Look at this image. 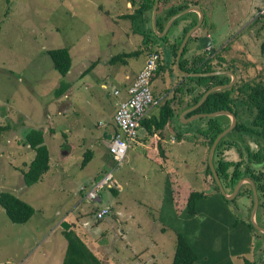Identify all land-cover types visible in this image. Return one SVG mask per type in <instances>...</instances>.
Wrapping results in <instances>:
<instances>
[{"label": "rangeland", "instance_id": "1", "mask_svg": "<svg viewBox=\"0 0 264 264\" xmlns=\"http://www.w3.org/2000/svg\"><path fill=\"white\" fill-rule=\"evenodd\" d=\"M128 2L0 0V126H9L0 135V192L15 194L34 209V215L27 223L17 225L10 222L0 207V264H62L67 242L61 221L67 223L89 249H95L99 258L108 260L106 255H116L119 253L116 250L131 256L141 249L137 260L147 259V263L152 264L157 260L156 254L163 252L170 256L172 263L177 243L173 227L180 229L183 218L180 212H176V221L163 211L162 215L159 213L166 195L165 203H171L169 186L172 188L173 185L166 181L177 177L175 183L181 184L183 179V189L186 193L190 191L189 194L214 191L212 177L206 172L209 150L206 142L196 134V129L204 125L202 121L190 123L193 128L189 130V137L195 140V148L188 143L179 146L180 160H177L173 175L167 173L168 165L161 168L148 158L151 155L148 150L150 137L143 129L140 131L139 128L120 166H116L103 142L102 133L111 130L118 100L113 91L125 83L119 78L123 73L137 71L145 56L152 52L158 53L161 60L163 58L161 41L155 39L153 46L145 48L143 37L133 33L131 21L121 18L134 14L141 0H135V5L127 8ZM263 6L264 0L200 1L206 20L205 33L212 34V47L219 50L229 43L227 58H235L238 66L241 61L254 64L245 78H264V59L259 56V45L264 40V18H257ZM147 17L150 18L149 12ZM150 25L149 20L148 29ZM140 27L137 23L136 28ZM176 36L172 32L170 39L174 40ZM56 48H66L71 55V70L66 77L54 70L46 54V50ZM139 49L141 53L126 59L125 65L108 63L112 56ZM200 52L192 44L187 56ZM93 64V69L84 74ZM153 81L151 89L158 85L155 95L167 92L170 82L167 72L155 75ZM62 82L70 86V91L65 92L68 99L63 98L65 93L58 99L53 95ZM59 110L63 114H58ZM31 128H43L46 132L50 171L38 183L26 186L22 172L28 170L35 153L23 144V138ZM66 141L73 151L63 156ZM152 145L158 156V146ZM250 146L256 148L253 144ZM88 149L92 151V158L81 168L83 154ZM182 156L186 164L181 161ZM223 158L234 162L240 160L233 148L224 150ZM106 172H112L113 188H121L119 196L105 188L98 192L100 201L85 203L83 200L81 213L74 211L80 194H84L78 187L90 177ZM50 174L54 180H48ZM185 178L191 181L190 186ZM185 196V192L179 196L181 208L187 201ZM215 202H221L219 196ZM250 202L248 196H240L236 207L228 205L226 209L232 210L235 216L251 218ZM102 207H109L111 211L98 222L94 212ZM116 208L121 210L123 217H114ZM129 213H135V218L130 219ZM124 229L129 238H121ZM256 242L260 243L258 247ZM125 244L130 246L125 247ZM152 252L155 257L151 256ZM163 254L159 260L164 264L168 258ZM245 258L253 264H264V237L255 236L252 251ZM234 264H245L244 258L237 257Z\"/></svg>", "mask_w": 264, "mask_h": 264}, {"label": "trees", "instance_id": "2", "mask_svg": "<svg viewBox=\"0 0 264 264\" xmlns=\"http://www.w3.org/2000/svg\"><path fill=\"white\" fill-rule=\"evenodd\" d=\"M128 1L132 6L135 5V0ZM171 1L159 0L156 15V30L158 33L163 31L167 21L172 16L190 7L189 3L183 1L176 5H172ZM154 2L155 0H141L134 14L121 17L131 21L134 25L132 26L133 33H138L143 37L142 43L145 48L149 49L153 46L155 39L163 44L162 60L158 53H150L159 56L151 85L155 75L167 72L170 82L166 94L171 95L163 97L152 110V114L142 120L141 127L150 135L163 130L175 118L177 113L196 105L211 87L226 85L231 81L228 74L184 77L177 72L175 65L180 44L189 30L196 25L198 18L195 13H187L176 19L167 33L163 37H159L153 32L151 25L149 29L146 26L148 21H151ZM193 5L197 6L196 3H193ZM148 12L150 18L147 17ZM258 17L264 18L263 15H257ZM137 23L140 24V28H136ZM205 26L206 20L204 19L200 28L205 29ZM173 28H180V33L176 39L171 40L170 34ZM200 37L202 36H198V34L189 37L179 59V69L188 74L226 71L235 76L236 82L228 89L211 93L198 109L187 113L185 118H190L196 114H211L219 111H228L235 117V127L219 141L215 148L213 165L223 189L228 194L233 192L240 180L249 178L253 181L258 197L256 222L264 228V78L262 76L245 78L244 75L254 67V64L249 61H241L240 66H238L235 58H227L230 51L229 43L219 50L213 47L204 50L202 49V43L199 41ZM192 44L195 45L197 51L201 52L200 54L194 53L193 56L189 57L187 55ZM140 53L141 50L139 49L130 53L115 55L109 59L108 63L111 65L117 63L125 65L126 59L136 57ZM46 54L51 59L54 70L61 77H66L72 65L69 50L66 48L49 49L46 50ZM259 56L264 59V40L259 45ZM93 66L95 65L89 66L84 74L93 69ZM69 88L68 84L62 82L54 90L53 95L58 99ZM157 97L159 96L156 95L155 98L158 99ZM197 121L204 122L203 126L196 129V134L206 142L208 150H210L216 137L230 124V118L225 115L198 118L193 122ZM112 126L116 130L114 120ZM191 128L193 126L189 127L188 131ZM7 129H9V126H0V135ZM23 144L35 153L33 160L28 165V170L22 172L24 184L32 186L41 181L43 175L49 170V150L44 142L43 128H31L26 131ZM250 144H253L256 148L253 149ZM231 148L238 152L240 160L234 162L223 158L224 150ZM91 158L92 151L88 149L83 154L81 168L86 167ZM206 172L212 177L214 191L209 194L202 191H194L189 194L186 204L180 212L183 225L180 226V229L173 227L177 243L172 264H198L200 262L205 264H234L232 259L237 257L244 258L245 264H253L245 256L252 251L255 236L264 237V234L254 228L249 216L242 217L243 215L240 214L235 216L232 210L226 209L228 205L235 206L238 197L246 195L251 201L248 207L251 211L253 207L251 186L249 184L242 185L237 197L229 201L220 193L208 163ZM112 188H110L112 192H116ZM217 196L221 200L219 203L215 202ZM0 207L4 210L10 222L17 225L27 223L34 215V209L28 203L10 192H0ZM96 212L97 210L94 214ZM199 218L202 220H199ZM101 220L96 219V221ZM62 233L67 242L62 264H103L87 245L73 234L71 229L62 231ZM259 244V242H256V247Z\"/></svg>", "mask_w": 264, "mask_h": 264}, {"label": "crops", "instance_id": "3", "mask_svg": "<svg viewBox=\"0 0 264 264\" xmlns=\"http://www.w3.org/2000/svg\"><path fill=\"white\" fill-rule=\"evenodd\" d=\"M175 1H177V3L175 2ZM175 1H171V4L173 5L174 3H176V4H179L180 2L178 1V0H175ZM186 1V0H185ZM188 2H189V6L192 8V7H197L199 10H202L201 9V7H200V1H202V0H187ZM194 2H196V4H197V6H194L193 5V3ZM128 4H130L129 2H128ZM175 5V4H174ZM129 7H131V4L130 5H127V8H129ZM190 13V12H189ZM192 13H195L196 15H197V18L199 17L198 16V14L196 13V12H192ZM203 13V12H202ZM187 14V13H186ZM157 15V14H156ZM203 20H204V14H203ZM151 25H152V13H151ZM152 27V26H151ZM169 30V29H168ZM175 30V31H174ZM205 30H206V28L205 29H201L200 27L198 28V30H196L193 34H198V36H207V37H209L210 39L212 38V34L211 33H209V34H206L205 33ZM172 32H174V33H176L177 34V36L176 37H178V35H179V33H180V28H173L172 29ZM171 32V33H172ZM211 47H212V40H211ZM145 60V59H144ZM143 63H144V61L142 62V64H141V66H140V68L137 70V71H135V72H131V73H123L122 74V76L119 78V79H123L124 81H125V83L121 86V88H119L118 90L121 92V97L120 98H118V100H117V102L119 101V100H121L122 98L124 99L125 98V95H124V90H125V88L130 84V82L134 79V77L137 75V73L141 70V68H142V65H143ZM152 83H154V81L152 82ZM158 85H153V89H152V92H153V95L154 96H156L155 94L157 93V90L158 89H156V87H157ZM102 87L103 88H105L106 87V85H104V84H102ZM116 90V89H115ZM70 91V89L68 90V92ZM171 94H166V93H164L163 95H160L159 97H157L158 99H156L155 97V99L157 100V101H160V100H162V98L164 97L165 98V96H167V97H169ZM63 98H65V99H68V97H67V94L65 93L64 95H63ZM117 102H115V110H114V115H115V112H116V103ZM64 103H66V102H64ZM67 110V109H66ZM186 110H183V111H181V112H179V113H177L176 114V116H175V118L170 122V123H168L164 128H163V130H161V131H159V132H157V133H154L153 135H150L143 127H140V131H141V129H143L145 132H146V135H148L149 137H150V139H149V143H150V145H149V147H148V150L150 151V153H151V155L148 157L149 159H151V160H153L154 162H156L157 164H158V166H160L161 168H163L162 166H165L166 168H167V165H168V167H169V170H168V174L169 173H175L176 172V170H175V168L177 169V165H178V162H177V160H178V158H179V156H178V153H177V151L180 149L179 148V146L180 145H184L185 143H188V144H190V145H192V147L193 148H195V140H191L190 139V137H189V134H190V132L188 131V129H189V127H190V123L191 122H193V121H195L196 119H194V118H185V115L187 114V113H189V112H185ZM66 112V111H65ZM152 112L153 111H151V113H150V115L152 114ZM58 114H63V111L62 112H60V110L58 111ZM114 115H113V117H114ZM114 119V118H113ZM102 127H105V125L104 124H102ZM113 130H114V128H113V126H111V130L110 131H104L103 133H102V138H103V142L105 143V144H107L108 145V142L106 141V138H104L103 137V134L104 133H107V134H110L111 135V133L113 132ZM186 131V132H185ZM45 130L43 129V136L45 135ZM68 133H70V132H68ZM191 135V134H190ZM180 136V137H179ZM194 139V138H193ZM65 140H67V138L65 139ZM167 140L169 141V144H167ZM84 141V140H83ZM44 142H45V144H46V141H45V136H44ZM65 144H66V150L64 151V152H62V155L63 156H66V155H68V154H70V152L71 151H73V147L71 146V144H68L67 143V141L65 142ZM152 144H155L156 146H158L157 148H159V154H158V156H157V150L156 149H154L153 148V145ZM46 146H47V144H46ZM62 147H64V145L62 144ZM49 150V149H48ZM49 155H50V151H49ZM184 156V155H183ZM182 156V159H181V161H184L185 162V164H186V161H185V159H184V157ZM147 157V156H146ZM180 160V159H179ZM178 160V161H179ZM49 161H50V157H49ZM176 162H177V164H176ZM49 168H50V166H49ZM49 171L50 170H48V173H46V175L47 174H49ZM172 174V175H173ZM55 175V173L53 174V176ZM53 176H52V174H50L48 177H49V179L48 180H50V178H52V180H54V178H53ZM102 175H101V173L99 174V175H96V176H93V177H90L88 180H87V182L86 183H83V184H81L79 187H78V191L80 192V190H81V188L82 189H88V188H90L93 184H94V182H96V181H98L99 179H100V177H101ZM177 180V177H174L173 179H171V180H169V181H166V182H168V184H172L173 185V187L171 188L170 186H169V189H170V191H169V193H170V201H171V203L170 202H168V203H165V199L167 200V195L165 196V198H163V201H164V203H162V205L160 206V208H159V213H160V215H162L163 214V212L166 214V215H171V218L173 219V220H175L176 221V218H175V215H176V212L177 213H179V212H181V210L184 208V206H185V203L183 204V207L181 208L180 206H179V204H181L180 203V201H179V196L180 195H182L184 192H185V194H186V196H185V200H186V198L189 196V193L188 192H190V191H188L187 193H186V191H185V189H183V185H184V183H183V179L180 181L181 182V184H178V183H175V181ZM186 182H189L187 185H189L190 186V184H191V181H188V179L187 178H185L184 179ZM108 189H110V188H108ZM112 189H115L116 190V192H112V190H111V192H112V195H116V196H119V191H121V188L120 189H116V188H112ZM183 190V191H182ZM194 192V191H193ZM81 193V192H80ZM154 193V192H153ZM163 197V196H162ZM99 199H101V198H99ZM98 201H100V200H98ZM85 202V201H84ZM84 202H83V198H82V195L80 194V199H79V201L77 202V204L76 205H74V207H73V209H74V211H78V212H80L81 213V210H82V208H81V206H82V204H84ZM86 203V202H85ZM119 206H120V204H119ZM164 206H166V210L164 209ZM120 207H122V206H120ZM167 207H169V208H167ZM104 208H106V209H109V211H111V208H109V207H102V208H96V210H99V209H104ZM72 209V210H73ZM163 211V212H162ZM116 212L117 213H115L114 212V217H115V215L116 216H121V217H123V215H122V212H121V210L120 209H118V208H116ZM135 216V213H129V217H130V219L133 217V218H135L134 217ZM177 220H178V218H177ZM98 222H101V221H98ZM126 224L127 223H129L128 221H124ZM61 223H63V221H61L60 222V225H61ZM173 223V221L171 222V224ZM84 224H86V223H84ZM101 224V223H100ZM70 229H71V227H70ZM129 231V230H128ZM128 233H127V230L126 229H124V230H121V238L122 239H125V238H129L128 237ZM113 236V235H112ZM113 238H115V236H113ZM132 238H134V237H132ZM93 241V240H92ZM134 246H138L137 245V243L136 244H134V243H132ZM130 245L129 244H125V247H129ZM91 250V249H90ZM94 254L96 253L95 252V249L94 250H91ZM97 251V250H96ZM116 251H118L119 253H117L116 255H114V254H110L109 256L108 255H106V257L108 258V260H105L103 257H98L96 254V256L99 258V260L103 263V264H148L147 263V259L146 260H137L136 258L138 257V256H140V254L138 253V252H140V253H142V250L141 249H139V251H137V253H135L134 255H129V256H127V255H124L123 254V251L122 250H116ZM162 254H163V252H158L156 255H157V260L155 261V262H153L152 264H163V261H161V260H159L161 257H162ZM164 255V257H167L168 258V260H166V262L164 263V264H172L171 263V261H170V259H169V257L170 256H168V255H166L165 253L163 254ZM141 256H142V254H141ZM151 256L152 257H155V252L153 253H151ZM137 260V261H136ZM232 262L234 263L235 262V258L234 259H232ZM198 264H205V263H202V262H200V263H198Z\"/></svg>", "mask_w": 264, "mask_h": 264}, {"label": "built area", "instance_id": "4", "mask_svg": "<svg viewBox=\"0 0 264 264\" xmlns=\"http://www.w3.org/2000/svg\"><path fill=\"white\" fill-rule=\"evenodd\" d=\"M258 15L264 16V6L258 12ZM159 56L150 54L137 73L134 79L124 90L125 98L116 103V112L114 115V125L116 130L111 133V139L108 141V152L116 166H120L126 157L131 143L137 137V132L141 127L142 120L147 117L154 107L161 101H157L151 90V79L157 67ZM113 96L120 98L119 90L113 91ZM112 172H108L88 188L80 191L84 192L83 199L86 202H97L98 192L104 188H112ZM109 210H97L95 217L97 220L103 219Z\"/></svg>", "mask_w": 264, "mask_h": 264}, {"label": "water", "instance_id": "5", "mask_svg": "<svg viewBox=\"0 0 264 264\" xmlns=\"http://www.w3.org/2000/svg\"><path fill=\"white\" fill-rule=\"evenodd\" d=\"M158 3H159V0H155L154 5H153V10H152V29L160 37H163L167 33V31L170 28L171 24L176 19H178L179 17L185 15L186 13L196 12L198 14V16H199V19H198V22L196 23V25L189 30V32L185 35L184 39L182 40V42L180 44V47H179V50H178V53H177V56H176V65H175V68H176L177 72L179 74H181L182 76H184V77H200V76H206L207 77V76H214V75H221V74H228L231 77V81L228 84L214 86V87H211L210 89H208L204 93V95L200 98L199 102L196 105L190 107L189 109H187L185 111V112H192V111H195L196 109H198L203 104L205 99L211 93L219 91V90H223V89H228L231 86H233L235 84V82H236V78H235V76L232 73L226 72V71H224V72L207 73V74H188V73H185L182 70H180L179 66H178L179 59H180V57H181V55L183 53V50H184V48H185V46L187 44V41H188L189 37H191L193 35V33L196 30H198V28L201 26V24L203 22V13L197 7H193V8L189 7L188 9L183 10L180 13L175 14L174 16H172L167 21L163 31L161 33H158L157 30H156V14H157ZM199 41L202 43V48L204 50L209 49V47L211 46V39L209 37H207V36L200 37ZM219 115L228 116L230 118V124L223 132H221L216 137V139L214 140V142H213V144H212V146H211V148L209 150L208 165H209V168L211 170L212 176H213V178L215 180L216 185L219 188L220 193L229 201H231L235 197V195L239 191L240 187L244 184V182H247L251 186L252 194H253V207H252V211H251L250 221H251V224L254 226V228L256 230H258L260 233L264 234V228L260 227L254 220L255 219L254 218L255 217V213H256V210L258 208V197H257V192H256V188H255V185H254L253 181L251 179H249V178L240 180L237 183V185L235 186L233 192L228 196L226 194L225 190L223 189L222 185H221V182H220V180L218 178V175H217V173L215 171V168H214V165H213V154H214L215 148H216L217 144L219 143V141L224 136H226L228 133H230L233 130V128L235 127V125H236L235 117L228 111H219V112H215V113H211V114H196V115L191 116V118H194V119L205 118V117L212 118V117H216V116H219ZM103 137L106 138V141H109L111 139V135L107 134V133H104ZM61 227L65 231H68L70 229V226L67 223H65V222L61 223Z\"/></svg>", "mask_w": 264, "mask_h": 264}]
</instances>
